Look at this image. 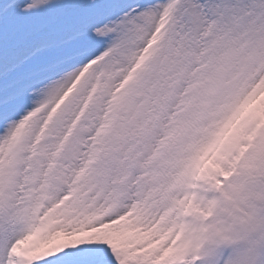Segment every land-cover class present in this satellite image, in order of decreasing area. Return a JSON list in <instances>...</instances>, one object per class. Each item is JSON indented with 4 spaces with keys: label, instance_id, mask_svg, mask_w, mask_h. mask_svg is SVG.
<instances>
[{
    "label": "snow or ice",
    "instance_id": "snow-or-ice-1",
    "mask_svg": "<svg viewBox=\"0 0 264 264\" xmlns=\"http://www.w3.org/2000/svg\"><path fill=\"white\" fill-rule=\"evenodd\" d=\"M0 264H264V0H0Z\"/></svg>",
    "mask_w": 264,
    "mask_h": 264
}]
</instances>
